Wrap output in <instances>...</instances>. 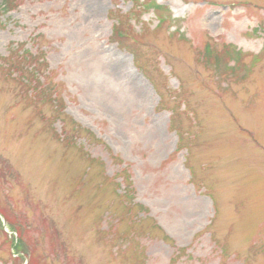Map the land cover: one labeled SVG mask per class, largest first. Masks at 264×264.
I'll list each match as a JSON object with an SVG mask.
<instances>
[{"label": "rangeland", "instance_id": "1", "mask_svg": "<svg viewBox=\"0 0 264 264\" xmlns=\"http://www.w3.org/2000/svg\"><path fill=\"white\" fill-rule=\"evenodd\" d=\"M1 9L0 264H264V0Z\"/></svg>", "mask_w": 264, "mask_h": 264}, {"label": "trees", "instance_id": "2", "mask_svg": "<svg viewBox=\"0 0 264 264\" xmlns=\"http://www.w3.org/2000/svg\"><path fill=\"white\" fill-rule=\"evenodd\" d=\"M9 0H6V4H7V2H8ZM9 9H1L0 10V15L2 14V13H4L5 14V12L6 11H8ZM3 14V15H4ZM2 24H1V22H0V26H1ZM118 32V31H117ZM118 39L120 40V43H124V40H125V38L123 37V36H121V35H119L118 36ZM233 51H235V50H233ZM209 53H210V56L211 57H215V59H216V61H215V63L219 66V67H221V64H222V59H220V58H218V56H217V51H215V50H209ZM221 55V54H220ZM37 69H35V71H36ZM25 85H31V80L29 79V78H27L26 79V81H25ZM0 212L2 213L3 211L0 209ZM4 213V212H3ZM2 213V214H3Z\"/></svg>", "mask_w": 264, "mask_h": 264}, {"label": "bare ground", "instance_id": "3", "mask_svg": "<svg viewBox=\"0 0 264 264\" xmlns=\"http://www.w3.org/2000/svg\"><path fill=\"white\" fill-rule=\"evenodd\" d=\"M102 1H103V0H99V7L102 6ZM211 16H212V15H211ZM212 20H213V17H212ZM0 214H2V213L0 212Z\"/></svg>", "mask_w": 264, "mask_h": 264}]
</instances>
